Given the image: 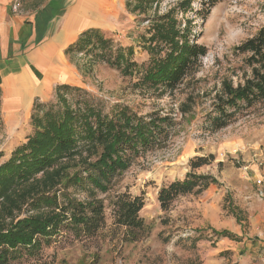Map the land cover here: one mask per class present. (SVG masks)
I'll list each match as a JSON object with an SVG mask.
<instances>
[{
	"label": "rangeland",
	"instance_id": "rangeland-1",
	"mask_svg": "<svg viewBox=\"0 0 264 264\" xmlns=\"http://www.w3.org/2000/svg\"><path fill=\"white\" fill-rule=\"evenodd\" d=\"M14 1L9 4L11 15L26 19L23 0L17 12L13 10ZM125 1L31 0L27 3L29 7L38 5L34 7L32 26L35 38L31 45H22L21 51L31 52L60 30L70 42L75 32L77 39L83 31L97 29L115 44L132 47V59L143 72L149 55L141 38L149 36L147 17L154 14L155 8L138 16L126 10ZM182 1L166 0L156 12L163 15L168 10H177ZM48 5L53 11L63 8V12L42 22L46 24L45 33L35 43V17ZM69 15L83 26L64 29ZM175 17L180 30H184L186 21L191 22L190 40L203 46L206 55L173 94L145 88L138 83L139 75L125 77L104 63L95 64L90 73L79 74L64 56V50L75 40L58 52L68 75L56 70L52 83L43 85L44 90L51 85L47 96L33 93L27 97L20 90L17 103L8 88L7 104L19 105L18 112H10L0 88V164L32 134L28 100L32 106L35 100L54 103V91L59 85L80 88L85 94L76 93L74 100L87 102L105 115L126 109L145 121L157 117L169 119L161 127L155 144L144 150L139 148L135 155L127 151L130 155L127 169L110 179L104 193L94 192L95 199L103 204L105 217V225L96 236L74 239L67 232L42 243L35 253H22L10 264H264V103L236 113L233 121L216 132L209 130L208 123L222 84L227 82L235 87L250 75L244 64L246 56L236 53L234 48L264 26V0H217L214 5L208 0H190V9L184 14L177 12ZM53 66H60L57 60ZM34 75L39 83L42 74L36 69ZM5 81L12 87V80ZM209 155L213 156V162L194 173L212 178L215 183L200 194L177 197L163 212L157 202L159 189L182 180L190 171V160ZM94 159L92 155L90 160ZM68 192L81 201L90 197L87 190L75 192L70 188ZM123 193L143 196L144 207L139 216L150 226L133 243L123 242V229L112 224L111 204ZM46 211L30 210L24 205L12 215H0V227ZM222 232L229 237L217 235Z\"/></svg>",
	"mask_w": 264,
	"mask_h": 264
},
{
	"label": "trees",
	"instance_id": "trees-1",
	"mask_svg": "<svg viewBox=\"0 0 264 264\" xmlns=\"http://www.w3.org/2000/svg\"><path fill=\"white\" fill-rule=\"evenodd\" d=\"M164 1H125L126 10L138 16L155 8L154 14L147 17L149 36L141 38L149 55L143 72L132 59V47L115 44L97 29L80 33L64 50V56L79 74L90 73L95 64L104 63L125 77L139 75L138 83L145 88L173 94L206 55V49L190 40L191 22L186 21L184 30H180L175 17L177 12L184 14L190 9V0L180 2L177 10L159 15L156 10ZM208 1L211 5L217 2ZM62 9L53 11L48 5L35 17V43L45 33L46 24L42 22L52 14H62ZM234 51L246 56L244 64L250 75L235 87L227 82L222 84L209 115L212 132L226 127L243 109L264 103V26ZM76 93L85 94L80 88L59 85L54 91V103L35 100L29 119L32 134L0 164V215H12L24 205L30 210H47L0 227V264H10L24 252L35 253L42 243L67 232L74 239L96 236L105 225V217L103 204L95 199L94 192L104 193L110 179L129 166L130 155L126 152L135 155L139 148L144 150L155 144L161 127L169 121L158 117L145 121L126 109L105 115L87 102L74 100ZM213 160L211 155L190 160V171L182 180L159 189L160 209L167 211L177 197L200 194L214 184L212 178L194 173ZM71 167L75 168L69 172ZM70 188L75 192L87 190L90 197L84 201L76 199L68 192ZM143 207V196L128 193L118 195L112 202V224L123 229V242H136L149 231L150 226L139 216ZM217 235L229 237L226 232Z\"/></svg>",
	"mask_w": 264,
	"mask_h": 264
},
{
	"label": "crops",
	"instance_id": "crops-1",
	"mask_svg": "<svg viewBox=\"0 0 264 264\" xmlns=\"http://www.w3.org/2000/svg\"><path fill=\"white\" fill-rule=\"evenodd\" d=\"M30 1L31 0H23L27 17L25 19L11 15L9 11L11 0H0V88L3 97H5L4 105L10 112H18L19 105L17 104L13 107L7 104L8 92L6 93V90L8 88L10 97H13L18 103L20 101V92L18 91H24L27 97H31L33 93H38L40 96H47L51 89V85L45 90L43 85L52 83L57 75L56 70H60L64 72L65 75H68L67 67L59 57L58 52H61L62 47L76 40L77 35V32H75L76 34H73L74 36L71 41L67 42L66 35L60 30L59 34L49 39H44L37 45L36 49L31 52H28V49L21 51L23 46L31 45L35 38L32 26L36 9L33 6H28L29 4L27 3H30ZM75 26L79 28L83 26V23H75L71 15L67 16L64 29L70 30ZM9 53H11L12 57L9 56ZM56 60L60 65L58 67L53 66ZM36 69L43 76L39 83L34 75ZM7 78L12 80V87H9L6 83L5 80ZM41 88L43 89L41 90ZM27 107L29 116L32 109V102H30V100L27 102Z\"/></svg>",
	"mask_w": 264,
	"mask_h": 264
},
{
	"label": "built area",
	"instance_id": "built-area-1",
	"mask_svg": "<svg viewBox=\"0 0 264 264\" xmlns=\"http://www.w3.org/2000/svg\"><path fill=\"white\" fill-rule=\"evenodd\" d=\"M14 3H15V5L13 6V10H14V12H17V10L19 8H21L20 0H15Z\"/></svg>",
	"mask_w": 264,
	"mask_h": 264
},
{
	"label": "bare ground",
	"instance_id": "bare-ground-1",
	"mask_svg": "<svg viewBox=\"0 0 264 264\" xmlns=\"http://www.w3.org/2000/svg\"><path fill=\"white\" fill-rule=\"evenodd\" d=\"M67 77V76H66ZM25 111V109L24 110H21V112H24Z\"/></svg>",
	"mask_w": 264,
	"mask_h": 264
}]
</instances>
